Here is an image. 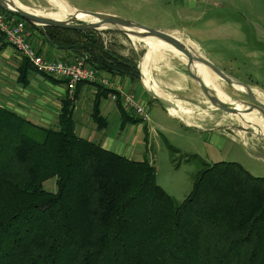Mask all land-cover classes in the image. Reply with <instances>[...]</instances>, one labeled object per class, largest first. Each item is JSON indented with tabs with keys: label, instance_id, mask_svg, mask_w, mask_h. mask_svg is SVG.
<instances>
[{
	"label": "trees",
	"instance_id": "obj_1",
	"mask_svg": "<svg viewBox=\"0 0 264 264\" xmlns=\"http://www.w3.org/2000/svg\"><path fill=\"white\" fill-rule=\"evenodd\" d=\"M28 25L40 30V53L64 49L98 73L140 77L96 29ZM31 65L24 59L21 81ZM98 107L99 98L93 117L105 127ZM73 111L66 100L58 128H44L0 106V264H264V176L204 162L179 202L148 159L78 136Z\"/></svg>",
	"mask_w": 264,
	"mask_h": 264
},
{
	"label": "rangeland",
	"instance_id": "obj_2",
	"mask_svg": "<svg viewBox=\"0 0 264 264\" xmlns=\"http://www.w3.org/2000/svg\"><path fill=\"white\" fill-rule=\"evenodd\" d=\"M18 1L43 15L56 11L49 0ZM66 1L76 10L115 14L159 30L178 27L168 32H178L174 36L184 42L187 39L194 41L199 53L227 74L250 86L256 97L264 100V3L254 0H218L206 11L192 10L188 13L186 10V13H177L174 12L173 4L164 2L162 4L165 5H162L160 0L152 4L146 0ZM6 14L12 18L11 14ZM96 33L105 49L113 50L136 63L140 77L134 79L144 84L141 62L148 51L145 43L135 36L110 28L96 30ZM26 34L37 54L48 60H57L38 51L39 29H31L27 22ZM79 61L91 67L85 61ZM150 67L153 85L158 92L171 101L180 102L182 107L193 110L188 122L179 118L185 127L168 118L163 110L158 111L156 107L163 105L153 100L154 104L148 107L150 120L141 121L147 126L150 142L149 148H142V151L145 159L156 166L159 185L179 202L182 201L191 192L194 176L205 167L204 162H237L252 175L264 176V137L253 129L243 128V122L237 114L227 113L214 106L197 80L188 73L187 61L174 50L164 48L152 59ZM96 72L101 77V73ZM219 80L224 83L221 91L239 101H250L247 95L238 91H242L241 87L232 86L221 78ZM67 85L69 87V82ZM127 93L135 96L134 93ZM119 98H122L120 94L116 100ZM129 111L136 113L132 109ZM136 124H128V127L133 125L134 128L124 133L127 142L134 136ZM188 154L191 156H185ZM44 186L48 190L54 189L55 179L48 180Z\"/></svg>",
	"mask_w": 264,
	"mask_h": 264
},
{
	"label": "crops",
	"instance_id": "obj_3",
	"mask_svg": "<svg viewBox=\"0 0 264 264\" xmlns=\"http://www.w3.org/2000/svg\"><path fill=\"white\" fill-rule=\"evenodd\" d=\"M146 1H149L150 4L156 2V0ZM160 1V4L164 2L173 4L175 6L174 12L186 13L185 11L188 10V13H190L192 10L206 11L208 7L217 4L218 0ZM254 2L264 3V0H254ZM169 29L179 28H164L161 30L168 32ZM42 54L57 60L66 59V61L75 62L78 59L86 62L83 58L59 48L45 47ZM23 61L24 59L18 51L0 33V106L14 111L37 126L58 128L59 115L63 105L66 100H71L74 107L75 132L78 136L99 143L103 148L127 158L137 161L145 159L142 148L147 150L150 142L147 126L141 122L144 120L131 113L120 100L128 113L125 116L120 109L118 100L111 98V93L117 92L120 94V92L125 91L134 93L136 98L146 104L148 108L154 103L153 98L147 92L146 85L129 76H113L102 73L101 77L105 82H79L75 89L71 90L64 79L40 73L32 65L26 74V81L23 82L20 79V67ZM144 83L149 82L144 78ZM100 86L103 88L101 89ZM98 98V111L107 123L105 127H100L102 123H99L93 117L95 101ZM158 106L156 107L158 111L163 110L168 118L170 117L177 124L180 122L185 126L179 117L170 113L169 109ZM131 122L138 124H136L134 136L127 142L124 133L130 128L133 130V125L128 127ZM154 133L156 136L159 135L156 130Z\"/></svg>",
	"mask_w": 264,
	"mask_h": 264
},
{
	"label": "water",
	"instance_id": "obj_4",
	"mask_svg": "<svg viewBox=\"0 0 264 264\" xmlns=\"http://www.w3.org/2000/svg\"><path fill=\"white\" fill-rule=\"evenodd\" d=\"M0 8L17 15L19 18L26 20L27 22L40 25V26H50V27H60V28H68L75 30H92V29H103L110 28L113 30H117L127 35L135 36L137 38H155L157 40L163 41L173 48L177 49L181 52L186 59L187 62V70L188 73L199 83L201 90L205 94V96L209 99V101L216 106L217 108L231 114H243L250 111L256 110L261 114V117L264 122V101L258 99L256 95L253 93V89L244 84L241 80L233 77L230 74H227L224 70H222L218 65L214 64L204 55L199 53L198 51L191 48L188 44H186L181 39L174 36L172 33L165 32L159 29H155L149 27L147 25L141 24L131 19H127L124 17L117 16L115 14H108L103 12L96 11H87V10H79L84 14L90 16V21L80 20L79 22L74 15L70 16V18L65 20H57L49 17H45L42 15L34 14L31 11L25 10L17 5L15 2L11 0H0ZM89 20V19H88ZM96 20V21H94ZM196 64H201L206 66L210 71L219 76L222 80L229 83L232 86L245 87L246 90L240 91V93H244L247 95L250 101H240L242 105L245 106V109H238L235 105L230 103H226L221 100L215 91L211 89L203 80V78L197 73L195 70ZM148 94L157 102H159L164 107L176 108L177 104L170 99H167L163 96L158 95L155 91L146 87ZM264 137V135H262Z\"/></svg>",
	"mask_w": 264,
	"mask_h": 264
},
{
	"label": "bare ground",
	"instance_id": "obj_5",
	"mask_svg": "<svg viewBox=\"0 0 264 264\" xmlns=\"http://www.w3.org/2000/svg\"><path fill=\"white\" fill-rule=\"evenodd\" d=\"M15 2L17 5H19L21 8L31 11L34 14L42 15L45 17L57 19V20H65L70 18V16L74 15L77 19L87 21L90 19L89 15L84 14L82 11L73 9L66 0H49V2L55 7L56 11L51 12L48 15H43L41 12L38 10H34L32 8H29L28 6L22 4L18 0H11ZM96 21V20H94ZM178 32H173L172 34L175 35ZM133 36V35H131ZM137 38V37H136ZM178 38V37H177ZM141 41H143L148 48L146 56L142 59L141 62V67L143 69V74L144 78L149 82V83H144L148 88L152 89L155 91L158 95L163 96L160 94L157 90V88L153 85V81L150 75V64L152 62V59L159 54L164 48H170L174 50L177 55H179L182 59L188 62L186 57L179 52L177 49L173 48L172 46L168 45L167 43L157 40L155 38H138ZM183 41V40H182ZM186 44H188L191 48L194 50L198 51L195 48V42L192 41L191 39H187L185 41ZM199 52V51H198ZM195 70L197 73L203 78L205 83L215 91L217 96L223 100L226 103H230L232 105H235L238 109H245V106L240 103L239 100L234 99L231 97L230 94H227L221 89L224 86L223 81L219 80V76L214 74L212 71H210L206 66H203L201 64H196ZM241 90L244 91L246 90L244 87H241ZM165 97V96H163ZM264 99V97H263ZM264 101V100H263ZM177 104L176 108H170L169 111L172 115H175L179 118H182V120L188 122L189 121V115L192 114L193 110L190 108H185L182 107L180 102H175ZM239 119L243 122V125H241L245 129H253L255 133L264 135V122L261 117V114L257 112L256 110L250 111L247 113L243 114H237ZM231 118V117H230ZM239 125V124H238ZM245 134V133H244Z\"/></svg>",
	"mask_w": 264,
	"mask_h": 264
},
{
	"label": "built area",
	"instance_id": "obj_6",
	"mask_svg": "<svg viewBox=\"0 0 264 264\" xmlns=\"http://www.w3.org/2000/svg\"><path fill=\"white\" fill-rule=\"evenodd\" d=\"M6 12L0 11V33L6 41L27 59L40 73L69 82L70 89H75L79 82H96L100 77L91 67H87L82 61L66 62L63 60H48L37 54L32 44L27 39V21L12 15L8 18ZM100 82H105L101 79ZM117 92L111 93V98H118ZM122 104L135 111L143 120L149 121L147 105L138 101L135 96L127 92H120Z\"/></svg>",
	"mask_w": 264,
	"mask_h": 264
}]
</instances>
